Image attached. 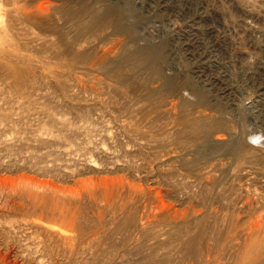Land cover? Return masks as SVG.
Wrapping results in <instances>:
<instances>
[{
    "label": "rangeland",
    "instance_id": "374dc122",
    "mask_svg": "<svg viewBox=\"0 0 264 264\" xmlns=\"http://www.w3.org/2000/svg\"><path fill=\"white\" fill-rule=\"evenodd\" d=\"M8 263L264 264V0H0Z\"/></svg>",
    "mask_w": 264,
    "mask_h": 264
},
{
    "label": "bare ground",
    "instance_id": "6f19581e",
    "mask_svg": "<svg viewBox=\"0 0 264 264\" xmlns=\"http://www.w3.org/2000/svg\"><path fill=\"white\" fill-rule=\"evenodd\" d=\"M186 8V7H185ZM187 10V9H186ZM187 14V13H186ZM189 38V37H188ZM196 38V37H195ZM187 39V38H186ZM188 40V39H187ZM192 40V39H191ZM189 44V43H188ZM186 45V44H185ZM5 260H8L7 258ZM10 262V261H9ZM9 264V263H8Z\"/></svg>",
    "mask_w": 264,
    "mask_h": 264
}]
</instances>
